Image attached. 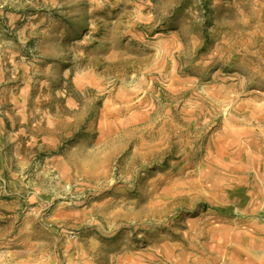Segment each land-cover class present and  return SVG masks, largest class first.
Instances as JSON below:
<instances>
[{"label":"rangeland","instance_id":"rangeland-1","mask_svg":"<svg viewBox=\"0 0 264 264\" xmlns=\"http://www.w3.org/2000/svg\"><path fill=\"white\" fill-rule=\"evenodd\" d=\"M6 248L264 264V0H0Z\"/></svg>","mask_w":264,"mask_h":264},{"label":"crops","instance_id":"crops-1","mask_svg":"<svg viewBox=\"0 0 264 264\" xmlns=\"http://www.w3.org/2000/svg\"><path fill=\"white\" fill-rule=\"evenodd\" d=\"M0 264H47V253L40 249L0 250Z\"/></svg>","mask_w":264,"mask_h":264}]
</instances>
